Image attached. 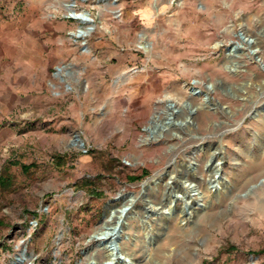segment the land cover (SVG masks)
<instances>
[{"label": "rangeland", "instance_id": "1", "mask_svg": "<svg viewBox=\"0 0 264 264\" xmlns=\"http://www.w3.org/2000/svg\"><path fill=\"white\" fill-rule=\"evenodd\" d=\"M70 2L0 0L2 76L17 23L36 78L0 112V264H105L94 232L128 194L114 264H264V0H75L90 25ZM240 30L258 57L229 55Z\"/></svg>", "mask_w": 264, "mask_h": 264}, {"label": "bare ground", "instance_id": "2", "mask_svg": "<svg viewBox=\"0 0 264 264\" xmlns=\"http://www.w3.org/2000/svg\"><path fill=\"white\" fill-rule=\"evenodd\" d=\"M81 1H86V0H81ZM97 3H109L111 1H116V0H94ZM74 6H75V0H71V2L69 4L66 5L68 12H67V16L69 14H71L74 19H77L79 21H81V23H84L85 25H90L91 22L93 21V19L91 18V16L87 13V12H76L74 11ZM92 26L87 27V31L83 30L81 31L80 29H78V34L77 31L75 32V35L78 38H84L85 36L88 35V31L90 32L91 30H89V28ZM241 34L243 37V40H240V42H236L233 45H230V49H229V55H236L237 53L239 54L238 50L242 49L244 50V48L246 45H251L247 50H248V56L250 58H254L257 53L260 52V48L257 47L256 45H253L256 41L255 39L251 38L250 36H248L247 34H245L244 32H242L240 30ZM241 50V51H242ZM243 53V52H242ZM258 57V56H257ZM193 90L195 91L196 89L193 88ZM190 95H200V92L197 93H192L189 92ZM203 101H205V98L202 96ZM206 100H208V96L206 97ZM260 113L264 114V107H256L255 112L253 113V116H258ZM219 152V151H218ZM216 151H213L211 155H213V160L211 161L210 164V184L212 186H214L215 188L220 187V183H221V179L222 177L220 176V168H221V160H220V156L219 153ZM175 174H169L168 175V179H172L174 178ZM163 176V174H159L156 177H153L145 182H143L141 184L143 191H145L147 188H151L154 187L157 184H160V179ZM187 181V180H186ZM172 182V181H171ZM169 182L166 183V186L168 185ZM171 187V186H169ZM182 190L181 192L186 193V192H190L188 194L189 196V203L191 204H195V202H197L198 200L201 199L202 196H199L198 192H196V189L194 188V185L192 184H185V182H182L181 184ZM192 192V193H191ZM120 199H124L125 203L124 206H126L127 208H120V210L114 209L111 211L110 215L105 218L102 222L101 225L99 226V228L97 229L96 232H94V236L93 239L98 241V243H100L103 247V249L106 252V256H107V262L105 264H114V260L116 261V259H118V251L114 245V240H115V235L119 232L122 231L121 224L124 223V220H126L127 218H132L131 216V208L134 206V204L136 203L137 200H139V198H137V196H133V194H128V195H124L119 197ZM173 200H170L169 202L171 203ZM162 208V207H161ZM127 209V210H126ZM162 210L158 212V214H162Z\"/></svg>", "mask_w": 264, "mask_h": 264}, {"label": "crops", "instance_id": "3", "mask_svg": "<svg viewBox=\"0 0 264 264\" xmlns=\"http://www.w3.org/2000/svg\"><path fill=\"white\" fill-rule=\"evenodd\" d=\"M63 30L65 31V26H62ZM10 30L5 34L6 41L9 46V53H11V61L7 63L6 66H10V74L7 76L6 79L2 76V70L0 69V112L4 111V108L6 111L9 112H18L19 111V100L21 98L20 91L23 90L24 85L27 86L31 84V86L36 85V78L34 80L24 82L25 76H24V67L20 66L19 64V29L17 23H11V26L9 28ZM63 33V32H62ZM30 39H34L38 35L35 31H32L29 33ZM37 34V35H36ZM61 33L54 32L51 36L53 39L57 38ZM32 39V40H33ZM2 41V40H1ZM34 41V40H33ZM32 47H35L34 42H32ZM30 51V50H29ZM35 51V50H33ZM0 58L3 59L2 56V50H0ZM2 64H0L1 66ZM27 75L31 78L41 75L42 69L44 68H36L34 65H30L27 67ZM45 71V70H44ZM29 73V74H28ZM41 78L38 76V79ZM31 90L32 89H28ZM31 93V92H30ZM27 98L30 99L31 95L27 94Z\"/></svg>", "mask_w": 264, "mask_h": 264}, {"label": "water", "instance_id": "4", "mask_svg": "<svg viewBox=\"0 0 264 264\" xmlns=\"http://www.w3.org/2000/svg\"><path fill=\"white\" fill-rule=\"evenodd\" d=\"M68 17L72 18L73 16L71 14L68 15ZM93 27H90L89 30H92Z\"/></svg>", "mask_w": 264, "mask_h": 264}]
</instances>
